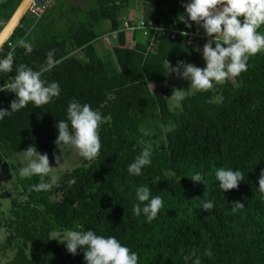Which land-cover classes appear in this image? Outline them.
Segmentation results:
<instances>
[{"label": "trees", "instance_id": "obj_1", "mask_svg": "<svg viewBox=\"0 0 264 264\" xmlns=\"http://www.w3.org/2000/svg\"><path fill=\"white\" fill-rule=\"evenodd\" d=\"M20 1L0 0V29ZM60 1L56 17L49 4L31 28L24 15V24L0 50L2 57L14 50L13 71L0 72L1 87L20 64L42 71V79L60 86L50 103L41 108L29 103L0 120V165L30 145L47 154L63 147L55 143L56 125L68 119L70 102L88 103L110 120L99 130L101 155L92 161L80 156L50 190H32L38 176L21 178L11 170L21 192L0 211L5 232L1 248L11 256L0 264H87L85 249L72 255L50 239L53 231L64 230L114 236L138 254V264H193L184 260L193 249L201 264H264V192L258 186L264 170V52L250 57L247 71L239 76L187 94L172 109L168 99L178 87L162 84L179 76L166 75L163 61L204 67L202 48L213 37L187 43L184 35L170 39L157 33L151 44L153 32L143 36L121 29L111 46L114 59L108 61L93 42L101 32L122 28L127 11L141 1L143 11L136 20L187 30L179 16L187 19L184 5L190 0ZM102 21L107 29L101 28ZM259 31L264 34V25ZM21 38L32 44L31 53L18 46ZM50 50L58 63L45 70ZM14 99L15 93L0 91V108L10 110ZM149 144L151 164L140 175L130 174L128 166ZM218 168L238 169L245 178L237 189L222 192L215 177ZM196 172L206 183L189 178ZM73 177L76 182L70 184ZM140 186L164 201L151 222L143 212H133L134 205L147 203L137 199ZM206 201L213 202L212 210L202 209ZM235 201L244 207L233 211ZM207 249L211 256L204 255Z\"/></svg>", "mask_w": 264, "mask_h": 264}, {"label": "clouds", "instance_id": "obj_2", "mask_svg": "<svg viewBox=\"0 0 264 264\" xmlns=\"http://www.w3.org/2000/svg\"><path fill=\"white\" fill-rule=\"evenodd\" d=\"M184 9L187 19L185 15H181L179 20L188 27H191L190 22L200 25L206 35L213 39L208 40L202 48L204 67H197L184 61H177L176 66H173L167 59L163 61L166 75L175 73L190 81L187 90L173 88L170 98L177 106L187 94L209 91L214 87V84H223L227 80L239 76L242 72L247 71L250 57L264 52V34L259 31L260 27L264 25V0H190L184 5ZM181 35H186V33L182 32ZM17 44L29 53L33 51L32 44L26 38H21ZM0 46H2V41H0ZM47 56L45 70H51L58 63L53 59L54 50H50ZM13 64L14 50L9 52L5 58L0 59V72H12ZM41 77L42 71L33 70L24 64H20L16 68L12 82L8 83L6 87H0V91H10L16 95V99L10 102V110L0 108V120L26 108L29 103L41 108L50 103L54 97L59 96L58 82L48 83ZM67 115V120H60L56 125L58 136L55 143L71 145L84 159L96 160L101 155L102 149L99 130L101 124L110 120V117L103 116L88 103L80 104L76 101L69 103ZM151 157L152 147L149 144L128 166V172L140 175L142 168L151 164ZM54 159L56 165H59L61 156L54 155ZM22 162L23 166L19 169L21 178L30 179L33 176L40 178L36 185L31 186V189L35 191H48L53 186H57L60 172L70 170L67 165L60 169L57 166H51L47 153L41 154L36 150L35 145H30L22 151ZM215 177L222 192L237 189L239 183L245 178L243 172L232 168H218ZM189 178L193 182L206 183L200 172H196ZM75 182L73 177L69 183L74 184ZM258 186L260 191L264 192V170H261ZM136 196L139 202L147 203L143 208L140 204L134 205V214L139 216L143 212L147 220L151 222L164 206L162 197L152 196L151 189L147 186L138 187ZM232 206L233 211H236L243 208L244 204L235 201ZM213 207L212 201L202 204V209L206 211L212 210ZM4 239L5 237L0 235V242H3ZM50 239L64 244L72 255H76L78 248L85 249L84 259L87 264H138V254L123 245L114 236L105 237L92 230H64L62 232L53 231ZM204 255L211 256V249L205 250ZM184 260L186 262L192 260L193 264H201L195 249L184 256Z\"/></svg>", "mask_w": 264, "mask_h": 264}, {"label": "rangeland", "instance_id": "obj_3", "mask_svg": "<svg viewBox=\"0 0 264 264\" xmlns=\"http://www.w3.org/2000/svg\"><path fill=\"white\" fill-rule=\"evenodd\" d=\"M75 0H72V2ZM70 6L68 1L65 2ZM144 3L141 1V7H144L142 4ZM139 4V2H137ZM134 9L138 15L141 14L143 11L142 8L136 7L135 5L131 8ZM147 11V10H146ZM125 17H128V13L125 14ZM108 23L106 21H102L101 23V28L107 27ZM94 46L96 48V51L98 55L103 58L105 61H108L109 59L112 58L109 57L108 51H100L101 48V42L94 40ZM114 58H112L113 60ZM162 85L164 86H177L178 88H182L184 90H187L190 86V81L187 79H183L181 77H175L167 80L165 83ZM155 86V85H153ZM169 107L170 108H175L177 105L171 100V98L168 99ZM41 154H44V152L38 151ZM49 158L50 165L55 167L57 166L58 169L63 168L65 165L68 166L69 169L72 167L76 166L80 162V155L78 153V150L75 149L71 145H64L60 149H56L54 152L51 154H47ZM55 156H61L60 164L56 165V160L54 159ZM23 166L22 162V151L18 153H13L10 157L7 158V164L0 165V211L5 212L10 204V199L15 197L16 195H19L21 192V189L18 185V183L15 181L14 175L11 170H18L20 167ZM65 171L60 172V176L64 173ZM7 184V186H5ZM5 232L4 230L0 227V235L4 236ZM1 243L0 242V263L6 261L10 255V252L4 250L1 248ZM7 255L9 257H7Z\"/></svg>", "mask_w": 264, "mask_h": 264}, {"label": "built area", "instance_id": "obj_4", "mask_svg": "<svg viewBox=\"0 0 264 264\" xmlns=\"http://www.w3.org/2000/svg\"><path fill=\"white\" fill-rule=\"evenodd\" d=\"M49 3L50 0H32L27 9V13H29V15L33 16L34 18L38 19L46 11ZM190 23L191 27L189 29L182 30L176 27H166L163 25H158L152 19H145L143 17H140L137 20L135 18H128L122 23V28L101 35L97 37V40L106 43L108 46L111 47L118 39V33L121 31V29L130 33L136 31L141 33L143 36L148 35L149 32H153L152 36L150 37L151 44L154 40V36H156L157 33H159L160 35L168 36L170 39H175L177 34H181L183 32L186 33V35L184 36L186 37L187 43H192L194 38H199L200 40L210 38L206 35L205 32L199 31V29L202 28L200 25H197L193 22ZM134 43L135 40L131 39V44ZM0 59H3V57L0 56Z\"/></svg>", "mask_w": 264, "mask_h": 264}, {"label": "crops", "instance_id": "obj_5", "mask_svg": "<svg viewBox=\"0 0 264 264\" xmlns=\"http://www.w3.org/2000/svg\"><path fill=\"white\" fill-rule=\"evenodd\" d=\"M32 2V1H31ZM62 1H60V0H50V6H49V9H50V11H51V15L53 16V18L54 17H56V14H59V3H61ZM135 5H136V7H138L140 4H137V3H135ZM29 7V6H28ZM61 9V8H60ZM127 13H128V17L126 18V17H123V21H122V23L126 20V19H128V18H136V17H138V16H140V15H138V13H136L135 11H134V9H129L128 11H127ZM126 13V14H127ZM26 18H25V23L26 24H30V22H31V24H30V28L33 26V24H35V22H36V18H34V20L32 19V17L33 16H31V15H29V13H27L26 12ZM24 17V16H23ZM22 17V18H23ZM8 20V19H7ZM21 21H22V19H21ZM21 21L18 23V25L17 26H20V25H22V24H24V23H22L21 24ZM6 23V22H5ZM5 25V24H4ZM3 25V26H4ZM2 26V27H3ZM16 26V27H17ZM1 27V28H2ZM107 27H108V25H107ZM107 27H104V28H106L107 29ZM119 28H121V26L119 27ZM118 28V29H119ZM114 30H117V29H114ZM113 31V30H112ZM108 32H111V31H104V32H101L99 35H98V37L99 36H101V35H104V34H107ZM139 33V32H138ZM141 34V33H140ZM12 35V34H11ZM142 36V35H141ZM9 39V38H8ZM7 39V40H8ZM95 40H97V38L95 39ZM97 41H99V40H97ZM131 41V40H130ZM99 42H101V41H99ZM135 42H136V40H135ZM93 44H94V42H93ZM4 45V44H3ZM3 45H2V47H3ZM1 47V48H2ZM1 48H0V50H1ZM102 49L104 50V51H108V55H109V57H111L112 55H111V47L110 46H108L106 43H103V42H101V48H100V51H102ZM2 57V56H1ZM3 58H5V57H3ZM14 79V77H12V76H10L9 77V80H11V81H9L8 83H10V82H12V80ZM8 83H6V84H8Z\"/></svg>", "mask_w": 264, "mask_h": 264}, {"label": "water", "instance_id": "obj_6", "mask_svg": "<svg viewBox=\"0 0 264 264\" xmlns=\"http://www.w3.org/2000/svg\"><path fill=\"white\" fill-rule=\"evenodd\" d=\"M31 1L32 0H21L6 21L5 25L0 29V41H2V45L11 36L22 17L26 14ZM1 47L2 46H0V48Z\"/></svg>", "mask_w": 264, "mask_h": 264}]
</instances>
